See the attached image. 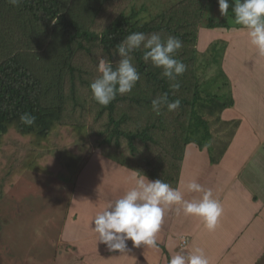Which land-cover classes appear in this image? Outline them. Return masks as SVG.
<instances>
[{
    "label": "trees",
    "instance_id": "1",
    "mask_svg": "<svg viewBox=\"0 0 264 264\" xmlns=\"http://www.w3.org/2000/svg\"><path fill=\"white\" fill-rule=\"evenodd\" d=\"M136 1L70 0L68 10L61 12L59 0H22L19 6L0 0V147L4 157L10 155L6 164L0 159V166L6 165V175L10 174L12 181L15 173L28 166L29 158L38 160L46 153L54 160L49 174L73 185L84 166L91 163L89 145L84 148L78 141H84L90 137L88 132H93L100 154L122 166H130L132 157L138 163L146 160L148 164L144 156L147 152L158 155V171L138 167V172L149 180L160 178L175 188L186 145L194 142L202 146L210 137V124L203 115L215 117V134L220 135L224 126L229 130L226 136H219V156L215 160L223 155L221 146L230 143L238 125L237 120H233L232 126L221 118L222 110L232 105V97L228 94L217 105L197 97L206 91L203 84L214 79L201 83L206 67L217 62L218 56L223 58L226 33L240 29L234 14L221 16L216 0H178L164 8L158 5L144 20L139 14L145 7H137ZM217 28L223 29V33L218 34ZM212 29L215 34L210 37ZM133 32L180 39L183 47L176 58L186 65V71L176 81L162 77L161 68L143 60L145 49L141 47L131 54L140 73L132 91L118 94L108 106H101L92 98L90 89L100 75L99 60H111L115 67L120 59L117 44ZM220 70L223 75L222 63ZM177 82L179 89L192 91L189 98L177 96V89L171 87ZM164 93L169 101L179 99L180 107L174 111L162 107L157 115L151 101ZM24 112L35 116L34 125L21 124L19 117ZM59 117L67 120L64 126L77 139L71 147L65 145L59 152H48L46 141ZM23 144L27 147L19 149ZM100 146L112 150L104 152ZM124 151L130 158L124 157ZM72 185L68 186L69 191ZM76 197L69 196L68 208ZM91 217L93 220V214ZM53 258L51 264L62 261L57 250Z\"/></svg>",
    "mask_w": 264,
    "mask_h": 264
},
{
    "label": "rangeland",
    "instance_id": "2",
    "mask_svg": "<svg viewBox=\"0 0 264 264\" xmlns=\"http://www.w3.org/2000/svg\"><path fill=\"white\" fill-rule=\"evenodd\" d=\"M176 1L178 0H137L135 4L137 7H145L139 15L144 20H147L149 13H153L158 5H163L162 8H164ZM69 2L70 0H59L61 12L68 10ZM229 4L228 11L231 13L233 0H229ZM83 16L85 18L86 14H83ZM221 30L223 29L217 28L216 31L218 34H221L223 33ZM213 34L215 32L212 29V33L209 36L213 37ZM220 53H222V49L218 52V54ZM216 61L206 67L204 72L205 78L201 83L203 84L210 78L214 79L208 80L203 84V88L206 91H201L197 99L200 98L199 101L202 99L201 101L204 103L212 102L217 105L222 102V99H226L229 94V88L227 84L219 86L224 81L220 70L222 58L218 56ZM242 80L241 83L253 84L251 82L252 79L248 81ZM229 84L231 83L229 82ZM219 87L221 88L219 89ZM185 90L177 89L175 92L178 97L189 98L192 91ZM255 103H257V100L254 101ZM233 107H235L233 104L229 106V108ZM203 118H207L210 124V137L208 135L206 140L203 141L202 146H198L194 142L186 145L185 153L187 151L188 154L191 149L197 148L200 149L201 154L197 156L189 155L187 158H185L184 154L186 165L182 166L181 164V170L184 168L186 174H180L177 188L184 191L183 184L189 179L195 178L205 189L212 190L215 198L221 202L224 212L214 231H208L200 218L188 216L184 213L180 224L173 228V230L178 231L180 225L183 223L181 230L187 237H189L190 231H195L197 236L190 237L189 242H195L197 246L194 244V248L202 249L208 257L210 264H212L226 255V252L222 249L225 242L231 240L229 236V224L230 218L233 217L232 213L240 214L246 211L243 205L234 204L237 200L236 194L231 195V193H235L234 189L240 188H245V194L253 193L255 190L246 191V187L254 184V180L246 178L243 183L237 182L232 175L230 167L224 168L223 164L225 162L221 163L220 166L215 165L222 158L221 156L215 160L219 156L216 155V150L219 147L218 143L221 142L218 141L219 136H226L229 130L224 126L220 129V135L215 134L213 131L214 127L218 126V122H213L215 117L203 115ZM61 119L62 117H59L57 121L56 119L54 120L53 129L46 141L50 148L48 152H59L65 145L71 147L70 145L75 144V140L77 139L70 128L64 126L67 124V120ZM233 123L234 121H232V126ZM88 134L90 137L85 138L82 142L78 141V144H81L84 148L89 145L91 155L88 160L94 165H90L91 163L86 164L85 162L84 165L86 164V166L77 175V180L73 185L70 184L69 180H65V183H63L58 178L52 177L49 174L50 169L52 170L50 165L53 164L54 160L48 157L46 153L45 157L38 160L29 158L30 163L28 166L24 168L23 172L15 173L13 181L10 174L6 175V165L5 167L0 166V252L3 251L0 255V264H51L56 250L57 254L62 256L60 264H73V262L81 257L83 258V264H92V260H96L103 252H107V250L112 251L102 242H100L102 245L100 247L104 248V251L99 246H94L96 242L93 240L92 233L95 231L92 228L94 227L93 224H90L92 220L89 222V214L92 213L93 217H95L104 210V207L109 202H114L130 190L135 185L138 167H141L143 171H148L152 168L158 171L160 169V158L158 155L147 152L144 156L147 157L148 164H145L146 160L138 163L137 159L132 157L129 162L130 166H122L111 161L104 154H100L99 150L95 148L97 147V139L93 137L94 133L88 132ZM62 140H66V142ZM205 142L206 145H204ZM211 145H214V148ZM26 147L27 144H23L19 146V149H25ZM99 148L104 152L112 150L104 149L101 146ZM205 148H207V152H205ZM44 150L45 147H43ZM2 151L3 149L0 147V159H3L6 164L10 161V155L4 157L1 154ZM124 153V157L130 158L125 151ZM197 157L201 162L197 161ZM197 162L198 164L193 169L192 166ZM210 165H213L214 168H210ZM56 170L58 171V168ZM8 180L10 182H7ZM71 185L72 189L69 191ZM225 192L228 193L227 196L224 194ZM96 193L101 199L96 196ZM73 194L77 196L76 200L68 208V198ZM200 196H202V193L184 192L186 200L198 199ZM260 200L264 201V197ZM255 201L259 202L258 200ZM91 204L96 205V207H90ZM178 206L181 208L180 205ZM67 208L68 210L66 211ZM84 213H86V216ZM177 217H179V213L171 208L166 211L164 221L176 219ZM260 218L257 221L260 222V225L253 223L251 226L253 234L256 233L258 236L263 234L261 223L264 224V215H261ZM232 221L235 223L233 227L238 225L236 220ZM252 222L254 221H251L249 224ZM82 227L87 228L80 230ZM158 245V249L152 248L158 252V255L155 251L153 252L157 257L161 258L165 254L166 257L169 256L171 258L176 254L170 250V256L165 253L164 247L161 244ZM59 246L63 249L58 251ZM62 251L63 254H60ZM178 252L183 254V251L178 250ZM246 256L250 260L248 264H252L254 261H256L255 264H264V255L253 256L252 253L247 252ZM56 257L58 256L56 255ZM115 260L117 261V259ZM227 262L228 260L223 259L221 264H226Z\"/></svg>",
    "mask_w": 264,
    "mask_h": 264
},
{
    "label": "clouds",
    "instance_id": "3",
    "mask_svg": "<svg viewBox=\"0 0 264 264\" xmlns=\"http://www.w3.org/2000/svg\"><path fill=\"white\" fill-rule=\"evenodd\" d=\"M13 6H19L22 0H8ZM221 16L229 14V0H218ZM235 24L246 32L249 42L264 55V0H233L232 11ZM143 47V60L151 61L153 66L161 68V75L170 81L186 71V65L176 58L183 47L182 41L174 36L162 39L159 34L146 36L143 32H133L116 46L120 57L114 67L111 60L101 58L97 71L100 75L90 84L92 98L101 106H108L118 94L129 93L140 79V73L133 63L132 53ZM179 89V83L171 84ZM180 100L169 101L164 93L151 101L153 111L159 115L161 108L169 111L180 107ZM21 124L34 125L35 116L24 112L19 117ZM135 185L114 202H109L104 210L92 220L93 230L100 242L111 250L125 251L127 241L136 247L147 246L158 249L157 235L164 222L165 213L174 205H180L183 213L202 220L208 231H214L223 215L221 202L216 199L211 189H205L195 178L183 184L182 191L173 188L162 179L148 180L138 171ZM202 193L198 199L186 200L184 192ZM169 258V257H168ZM168 260V259H167ZM168 264H209V259L200 248L190 254L180 252L173 255Z\"/></svg>",
    "mask_w": 264,
    "mask_h": 264
},
{
    "label": "crops",
    "instance_id": "4",
    "mask_svg": "<svg viewBox=\"0 0 264 264\" xmlns=\"http://www.w3.org/2000/svg\"><path fill=\"white\" fill-rule=\"evenodd\" d=\"M226 34L227 46L222 58L224 81L221 83L222 86L228 85L229 94L233 101L232 104L235 107L224 108L221 112V118L224 122L230 123L233 120H237L238 125L228 146H221V149H224L223 155L221 160L215 165L220 166L221 163L225 162L223 164L224 168L230 167L232 175L237 182L243 183L246 178L254 180V184L247 186L246 191H255L245 194V188H240L234 189L235 193H231V195L236 194L237 200L234 204L243 205L246 211L240 214L232 213L233 217L230 218L229 224L231 240L225 242L222 249L226 252V255L212 264H221L223 259L228 260L226 264H248L250 260L246 256L247 252L252 253L253 256L264 255V224L261 223L263 231L261 236L256 235V233L253 234L251 227L253 223L260 225V222L257 221L261 219V215H264V201L260 200L264 197V55H261L251 45L246 32L238 29ZM242 79L247 81L252 79L251 82L253 84L241 83ZM255 100H257V103L254 104ZM206 150L207 148H205V152H207ZM199 154H201L200 149H191L188 154L186 151L185 158L189 155L197 156ZM197 161L201 162L198 157ZM198 162L192 166L193 169ZM184 165H186V159L182 162V166ZM210 168H214V166L210 165ZM182 173L186 174L184 168L181 170ZM178 184L179 181L177 186ZM87 194L89 193L87 192ZM224 194L228 195L227 192ZM92 195L94 194L92 193ZM96 196L98 197L97 193ZM90 207L96 206L91 204ZM172 208L179 213V217L163 222L157 235L158 244H161L165 253L170 256V250L175 253H178V250L183 251L184 255H188L196 249L194 244L196 246L197 244L192 241L189 242L190 237L197 236L196 232L190 231L189 237H187L181 230L183 223L178 231L173 230L180 224L183 210L178 205H174ZM91 214L88 216L89 222L92 219ZM84 215L86 216V213ZM232 220H236L238 225L233 227L235 223ZM251 221L254 222L249 224ZM87 224L89 225V223ZM90 224L92 225L91 222ZM82 228L80 230H85L87 227ZM92 235L94 239L91 238L96 242L94 246H102L100 241H98V234L93 232ZM82 242L84 243L83 240ZM210 247L213 248L211 245ZM61 249L63 248L59 246V250ZM101 250L104 251V248H101ZM154 251L147 246L136 247L129 240L125 251L107 250V252L100 254L96 260H92V264H168L166 260L169 256L166 257L163 254L160 258L157 257V251H155L157 255L153 254ZM60 254H63V251ZM255 263L256 261L252 264ZM73 264H83V258H79Z\"/></svg>",
    "mask_w": 264,
    "mask_h": 264
}]
</instances>
